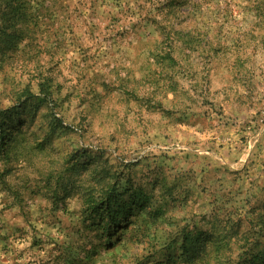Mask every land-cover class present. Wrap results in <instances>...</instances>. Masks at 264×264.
Returning a JSON list of instances; mask_svg holds the SVG:
<instances>
[{"label": "rangeland", "instance_id": "rangeland-1", "mask_svg": "<svg viewBox=\"0 0 264 264\" xmlns=\"http://www.w3.org/2000/svg\"><path fill=\"white\" fill-rule=\"evenodd\" d=\"M84 1L60 0L16 49L0 39V107L17 104L27 87L42 96L44 81L51 100L32 99L16 115L27 121V139L42 140L54 118L78 132L59 128L44 154L0 163V264H110V256L158 264L144 257L157 258L181 230L213 233L242 216L240 229L254 221L263 247L255 223L264 221V3L204 0L197 27L217 50L183 49L174 72L153 51L162 39L155 21L192 25L187 18H168L149 0ZM80 151L95 163L64 171L57 184L64 159ZM114 181L164 213L148 233L154 249L135 235L146 214L118 229L109 253L103 240L112 232L83 219L84 197ZM181 243L171 245L176 260Z\"/></svg>", "mask_w": 264, "mask_h": 264}, {"label": "trees", "instance_id": "trees-1", "mask_svg": "<svg viewBox=\"0 0 264 264\" xmlns=\"http://www.w3.org/2000/svg\"><path fill=\"white\" fill-rule=\"evenodd\" d=\"M59 1L0 0V39L6 42V49H16L18 47L17 44L22 41L27 44L32 39V28L36 32L35 29L37 27L44 25L43 22L46 15L49 14L50 17L54 14L56 15L55 12L58 11ZM110 1L118 4L122 0ZM149 1L165 10V15L168 18L174 19L184 16L187 18L184 21L185 24H192L190 26H176L168 21H155L156 29L162 35L160 36L162 39L154 42L153 51L159 55L161 68L176 72L180 66L176 56L177 54L180 55V51L183 49L190 52L197 49L207 54H212L217 50L213 43L212 33L209 30L197 27V18H199L200 14V17H203L202 2L204 0ZM85 2L84 0H76V5L81 6ZM257 2L264 3V0H258ZM176 45L179 46V49ZM158 51L163 53L160 54ZM46 84L44 81L37 83L38 90L42 96L33 95L27 87L18 98L17 104L6 108L0 107V163L3 165L21 159L28 161L37 154H44L46 149L51 148V136L59 128L64 132L78 133L72 125L64 126L59 119L54 118V121L45 130L42 140L39 141L34 134L33 141L27 139L25 132L27 121L16 117V115L25 109L28 105L27 103L32 99L51 100L49 86ZM24 96L25 100L22 102L21 99ZM88 154L89 151H80L74 155V160L69 157L65 158L66 167L55 177L57 179L56 183L58 184L59 180L64 177V171L88 170V167L96 161L94 157H90ZM82 156H85V162L81 161ZM5 182L2 181L5 189L8 188L10 190V187ZM114 184L115 181L113 183H105L95 195L87 194L84 197L85 200L82 203L83 219H88L101 235L105 236L110 231L112 232L108 238L103 240L106 246L105 253H109L113 246V241L111 240H113V235L116 234L118 229L121 227L125 228L134 213L139 215L146 214L147 220L143 222L144 227L141 228L139 234L135 235L140 236L137 239L138 241L143 242L144 245L148 244L147 246L151 248L149 230L151 226H156L157 223H160L164 213L158 207L153 209L151 197L149 198L141 191L129 187L118 192ZM66 196L67 193L60 199ZM243 218V216L238 218L237 223L228 220L220 230L213 233L196 232L194 229L185 228V230L183 229L177 234V238L174 236L161 247V252L157 254V258L154 257L155 255H150L151 253L144 258L152 257L151 259H154L158 264H264V246L261 248L257 247L258 235L254 228L251 227L254 221L247 219V224L250 227H246L242 231L239 225L240 223L242 224ZM255 225L261 226L262 229H259V235L264 238L263 218L258 217ZM155 234L154 232V236ZM178 240H182V243L179 245V258L176 260L171 245ZM153 253H157V251L154 250ZM111 258L112 256L109 257L110 264H118ZM139 262L141 263L142 261L140 260ZM66 264H83V262L82 260H70Z\"/></svg>", "mask_w": 264, "mask_h": 264}]
</instances>
